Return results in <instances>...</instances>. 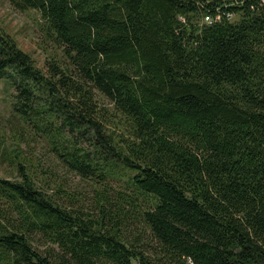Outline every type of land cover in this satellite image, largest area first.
I'll return each instance as SVG.
<instances>
[{"label":"trees","instance_id":"1","mask_svg":"<svg viewBox=\"0 0 264 264\" xmlns=\"http://www.w3.org/2000/svg\"><path fill=\"white\" fill-rule=\"evenodd\" d=\"M10 2L62 53L44 70L0 25V79L51 161L0 178V264H264V3Z\"/></svg>","mask_w":264,"mask_h":264},{"label":"rangeland","instance_id":"2","mask_svg":"<svg viewBox=\"0 0 264 264\" xmlns=\"http://www.w3.org/2000/svg\"><path fill=\"white\" fill-rule=\"evenodd\" d=\"M0 25L24 51L32 55L42 69L47 70V62L53 57H61V49L47 36L37 10L20 11L11 5L10 0H0ZM14 91L8 81L0 79V178L6 179L17 178L18 162H25L28 167L35 162L44 169L51 165L45 143L32 137L15 111ZM52 178L67 182L72 190H77L78 203H83L84 209L91 206L94 188L77 174L58 167Z\"/></svg>","mask_w":264,"mask_h":264},{"label":"built area","instance_id":"3","mask_svg":"<svg viewBox=\"0 0 264 264\" xmlns=\"http://www.w3.org/2000/svg\"><path fill=\"white\" fill-rule=\"evenodd\" d=\"M261 1L264 3V0H261ZM223 14H224L225 16H227L228 18H233V16H234V13H232V12H224ZM221 17H222V13H221V11L218 9V10H217V13H216L214 16H212V15H206V16H205V21L210 23V22H212V21L220 20Z\"/></svg>","mask_w":264,"mask_h":264}]
</instances>
